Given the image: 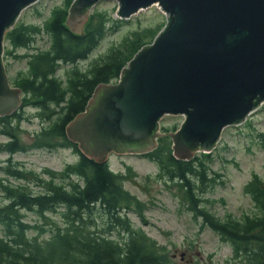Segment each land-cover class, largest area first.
<instances>
[{"label": "trees", "instance_id": "obj_1", "mask_svg": "<svg viewBox=\"0 0 264 264\" xmlns=\"http://www.w3.org/2000/svg\"><path fill=\"white\" fill-rule=\"evenodd\" d=\"M68 14L69 9H55L42 25L20 22L6 34L14 48L31 46L41 32L50 35L51 44L25 54L29 73L14 81L23 89V105L10 115L0 116V135L7 137L0 141V151L15 154L34 148H71L79 153V160L68 165L65 172L66 177L71 178L68 184L52 180L38 192L25 184H1L8 201L0 205L3 229L0 264H178L164 245L143 230L133 228L128 218L121 217L119 211L130 207L135 200L123 186L125 176L115 171L108 161H92L65 131L76 113L85 110L97 85L117 80L119 70L143 45L151 42L163 26L133 29L123 37L122 43L93 57L84 69L79 62L88 59L102 38L127 19L114 17L104 9L94 10L84 33H78L65 25ZM149 37L152 40L148 41ZM64 63L71 64L66 70V85L55 75ZM27 105L35 106L36 115L47 123L34 133L31 142L24 143L19 122L24 119ZM159 142L148 156L185 187L186 197L197 211L200 204L197 191L203 193L209 183L205 160L212 154L204 153L205 158L199 154L189 160L180 159L174 155L168 136L161 137ZM10 172L22 176L18 169ZM50 172L57 175L55 171ZM246 189L251 192L259 214L224 222L212 218L208 212L202 215L231 240L240 264H264V180L256 175ZM95 209H103L108 215L103 230L95 229ZM25 210L43 215L61 211L65 224L52 227L46 238L30 235L28 230L33 225L26 220ZM115 229L119 230L118 237L111 235Z\"/></svg>", "mask_w": 264, "mask_h": 264}, {"label": "water", "instance_id": "obj_2", "mask_svg": "<svg viewBox=\"0 0 264 264\" xmlns=\"http://www.w3.org/2000/svg\"><path fill=\"white\" fill-rule=\"evenodd\" d=\"M38 0H0V116L23 104L4 62L5 35ZM100 0H73L65 25L84 33L89 9ZM128 19L159 4L166 23L103 82L65 131L92 161L113 153L146 154L169 133L173 153L189 160L216 147L225 128L242 123L264 102V0H118ZM183 115L174 130L161 120Z\"/></svg>", "mask_w": 264, "mask_h": 264}, {"label": "rangeland", "instance_id": "obj_3", "mask_svg": "<svg viewBox=\"0 0 264 264\" xmlns=\"http://www.w3.org/2000/svg\"><path fill=\"white\" fill-rule=\"evenodd\" d=\"M72 2L38 0L21 12L16 24L25 22L42 25L52 16L55 9H69ZM118 4V0L98 1L89 9L87 21L94 10L101 9L119 17ZM165 22L166 14L157 5L142 8L115 30L109 31L90 57L79 62V66L87 68L93 57L107 52L115 44L122 43L123 37L133 29L163 26ZM150 40L152 39L149 37L148 41ZM4 43V62L10 82L15 85L16 77L29 73L25 54L48 48L51 37L48 33L41 32L31 46L14 48L5 35ZM70 66L71 64H61L55 72V75L64 81V85L67 84L66 70ZM36 112L35 106L27 105L24 119L19 122L20 137L24 143L31 142L34 133L47 123V120L36 115ZM182 120L183 115L167 114L161 120V130H174ZM166 135L173 142L169 133ZM6 139L7 137L0 135V141ZM204 153L212 154L205 160L208 165L209 183L204 186L206 190L203 193L197 191L200 197L197 211L187 199L185 187L178 180L172 179L148 154L113 153L108 163L115 171L125 176L123 186L135 197L131 206L125 210L121 209L119 213L121 217L131 221L133 228L143 230L160 245H164L169 256L178 264H240L239 258L234 255L231 240L214 229L202 213L208 212L212 218L223 222L229 219L243 220L245 215L259 214L258 206L246 185L255 179L256 175L264 180V102L242 125L225 128L215 148L211 151L199 150L195 156L200 154L205 158ZM78 160L79 153L71 148H34L15 154L0 151V205L8 201L1 184H25L35 192L44 190L45 185L52 180L55 183L68 184L71 178L66 177L65 172L68 171L69 164ZM9 169H18L22 176L12 174ZM50 171H55L57 175L53 176ZM93 213L97 224L95 229H105L108 215L103 209H95ZM24 216L33 225L28 233L36 234L39 238H46L55 225L65 224L61 211L46 212V215H43L25 210ZM0 234H3L1 226ZM111 235L118 237L119 230L111 231Z\"/></svg>", "mask_w": 264, "mask_h": 264}, {"label": "flooded vegetation", "instance_id": "obj_4", "mask_svg": "<svg viewBox=\"0 0 264 264\" xmlns=\"http://www.w3.org/2000/svg\"><path fill=\"white\" fill-rule=\"evenodd\" d=\"M151 158V157H150Z\"/></svg>", "mask_w": 264, "mask_h": 264}]
</instances>
